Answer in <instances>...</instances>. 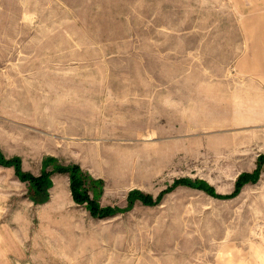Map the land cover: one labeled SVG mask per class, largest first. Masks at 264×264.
<instances>
[{
	"label": "rangeland",
	"instance_id": "rangeland-1",
	"mask_svg": "<svg viewBox=\"0 0 264 264\" xmlns=\"http://www.w3.org/2000/svg\"><path fill=\"white\" fill-rule=\"evenodd\" d=\"M0 154V264H264V0H0Z\"/></svg>",
	"mask_w": 264,
	"mask_h": 264
},
{
	"label": "trees",
	"instance_id": "trees-1",
	"mask_svg": "<svg viewBox=\"0 0 264 264\" xmlns=\"http://www.w3.org/2000/svg\"><path fill=\"white\" fill-rule=\"evenodd\" d=\"M264 159V158H262ZM54 162L53 160H50ZM0 164L3 166H14L16 170V174L19 177L20 180H23L24 182H29L30 184V191L33 197H37L40 194H43V192H46V189H48L51 186L50 183V173H43L40 177H35L31 174L24 173L21 170V164L19 160L12 159V160H4L3 157L0 154ZM58 172L67 173L70 178V189L73 201L78 205L87 204V208L90 211V213L93 216L103 218L107 216H111L112 214L111 209H102L98 206L95 200H91V195L89 193V176L85 174L79 167L72 166V167H58L56 168ZM259 174V173H258ZM258 174H242L237 182H236V192L237 193L240 188L244 184H247L249 182H256L258 180ZM140 200L146 204H152V198L140 193ZM111 212V213H108Z\"/></svg>",
	"mask_w": 264,
	"mask_h": 264
},
{
	"label": "crops",
	"instance_id": "crops-1",
	"mask_svg": "<svg viewBox=\"0 0 264 264\" xmlns=\"http://www.w3.org/2000/svg\"><path fill=\"white\" fill-rule=\"evenodd\" d=\"M217 86V89H211L210 92H211V98H214L212 101L213 103H236V101L241 98V101H242V97H239V95L237 96H234V92H232L231 94H228L227 93V90L226 88H224V86L220 83H217L216 84ZM250 101V97H248L247 99H245L244 102L246 103H249ZM196 103H203V100L198 99V102ZM39 104L36 103V107L38 106ZM235 108H236V105H235ZM128 114L131 116V117H134L135 114H132V112H129L128 111ZM241 117H243V122L246 123V122H252L254 119V116L251 115V112H250V109H245L243 111V113L241 114ZM258 117V115L256 116Z\"/></svg>",
	"mask_w": 264,
	"mask_h": 264
}]
</instances>
